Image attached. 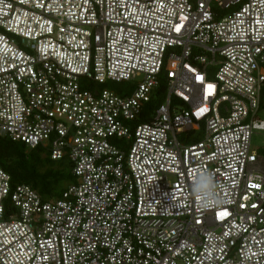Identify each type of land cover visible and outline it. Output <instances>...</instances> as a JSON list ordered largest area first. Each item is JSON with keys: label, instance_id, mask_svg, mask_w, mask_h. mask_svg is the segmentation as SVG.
<instances>
[{"label": "built area", "instance_id": "1", "mask_svg": "<svg viewBox=\"0 0 264 264\" xmlns=\"http://www.w3.org/2000/svg\"><path fill=\"white\" fill-rule=\"evenodd\" d=\"M263 89L264 0H0V137L76 177L0 164V264H264Z\"/></svg>", "mask_w": 264, "mask_h": 264}, {"label": "trees", "instance_id": "2", "mask_svg": "<svg viewBox=\"0 0 264 264\" xmlns=\"http://www.w3.org/2000/svg\"><path fill=\"white\" fill-rule=\"evenodd\" d=\"M94 84L90 82V85ZM164 86L162 84V88ZM161 101L160 97L155 96L148 107L152 110ZM146 120L145 117L141 118V121ZM0 164L11 175L14 185L29 184L43 199L59 197L68 185L76 182V177L72 174V163L67 157L54 160L39 146L27 149L24 143L7 137H0Z\"/></svg>", "mask_w": 264, "mask_h": 264}, {"label": "rangeland", "instance_id": "3", "mask_svg": "<svg viewBox=\"0 0 264 264\" xmlns=\"http://www.w3.org/2000/svg\"><path fill=\"white\" fill-rule=\"evenodd\" d=\"M95 88H100V87H107L109 89H112L118 93H131L135 87L134 84H132L131 82H127V81H123V82H118V81H111L108 80L107 82H105L104 84H94ZM155 93L157 94V89L154 90ZM161 99H163V97H160ZM146 111L149 112L150 108L148 107V104L146 105ZM257 117L260 119L264 120V103H261V106L257 112ZM200 131V130H198ZM196 131L195 133H193L192 135H189L187 133H183L179 136V138H192L193 140H198L201 139L203 137V130L198 132ZM252 149H256L258 151L259 155H262L264 157V130H255L252 134ZM27 149H29L27 147Z\"/></svg>", "mask_w": 264, "mask_h": 264}, {"label": "clouds", "instance_id": "4", "mask_svg": "<svg viewBox=\"0 0 264 264\" xmlns=\"http://www.w3.org/2000/svg\"><path fill=\"white\" fill-rule=\"evenodd\" d=\"M196 183L192 191L202 197V199H210L214 195L215 181L211 173L205 172L196 178Z\"/></svg>", "mask_w": 264, "mask_h": 264}]
</instances>
